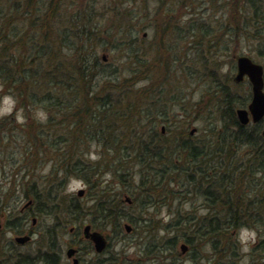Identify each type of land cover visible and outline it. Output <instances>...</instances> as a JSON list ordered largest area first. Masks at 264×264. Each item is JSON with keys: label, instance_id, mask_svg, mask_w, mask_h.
I'll return each instance as SVG.
<instances>
[{"label": "trees", "instance_id": "trees-1", "mask_svg": "<svg viewBox=\"0 0 264 264\" xmlns=\"http://www.w3.org/2000/svg\"><path fill=\"white\" fill-rule=\"evenodd\" d=\"M199 1L205 9L212 8L214 15L215 10H224L223 17L227 18L217 23L213 13L212 17L208 13L206 18L199 15V8L192 11L193 21L187 34L191 35V45L196 48L193 53L197 65L196 71L186 73L189 77L194 75L212 80L211 87H207L204 93L212 99L213 108L218 111L205 133L194 141L183 126L182 129L175 128L176 133L172 135L163 134L158 129L155 119H161L160 122L166 119L167 109L164 107L160 111L161 107H156L161 102L165 103L162 101L165 84L154 94L159 103L153 106L154 111L159 110L156 117L146 113V118L150 120L146 129L137 126L133 135L130 125V133H125L128 122L134 117L131 98L142 92L134 89L136 81L158 77L164 73V65L154 69L149 67L150 63L139 53V50L144 51L139 45H150L146 42L151 39L148 35L134 38V30L129 29V40L124 36L118 37L112 45L115 49H125L126 46L123 58L132 60L129 67L134 71H130L131 76L121 78V82H118L120 79L115 81L114 77H119L121 71L117 74L116 69L103 66L104 62L93 52L99 45L92 42V13L82 18L81 14L63 17L59 14L62 0H0V91L11 94L19 108L25 110L26 122L15 127L22 130L21 135L18 131L15 136L23 138L25 159L45 152L49 159L59 160L58 169H63V175L55 177V187L44 192L46 194L35 180L23 183L24 194L38 203L39 211L53 212L58 219L61 218L59 213L64 212L68 222L78 221L80 225L84 220L99 227L109 224L113 231H117L115 233H119L123 220L135 225L138 221L137 215L133 217L135 214L124 213L125 207H122L118 197L119 194H128L133 201L137 200L135 192L133 196L130 194L131 184L137 186L134 180L137 173L141 187L140 190L135 187L134 191L144 195L138 198L142 200L141 209H151L155 214L163 207L173 212V218L164 225V230L171 231V234L159 236L160 226H152L154 240L150 248L146 246L144 249L147 254H152V258L155 256L153 260L168 256L171 260L169 264H238L240 245L237 234L241 228L248 227L258 232L260 240L255 248L260 254L264 253V134L261 128L255 125L248 127L239 121L237 110L247 103L246 95L232 90V78L226 76L225 82H220L216 72L217 59L213 57L212 60L213 54L204 50L211 51L215 46V55L218 56L221 49H229L226 46L220 48V43L229 45V42L234 43L235 38L242 37L253 40V45H259L257 52L264 55V0ZM42 3L45 6L40 10ZM195 4L196 1L191 6L195 7ZM23 7L28 11L21 14ZM36 10L41 13L36 15ZM162 10L159 7L156 13L160 17L150 18L149 21H146L148 17L143 12V15L132 17H141L142 27L152 26L156 40L161 33H167L166 17L170 18V14L175 16L176 11L170 8L163 18ZM116 13L111 27L120 28L127 21L128 13L123 10ZM128 25L132 27L133 23ZM181 30H186L184 25L180 35L186 39L185 31ZM121 32L124 30L121 29ZM223 36L227 37L224 43ZM81 39L85 40L81 44L84 50L78 47ZM156 43L151 45H161L164 41L157 40ZM175 45L178 43L175 42ZM65 46L70 49L68 53ZM72 51L77 55L71 56ZM187 56L185 58L189 59ZM108 71L111 74L105 75ZM106 90L109 92L102 99L100 95ZM94 102H97L95 107ZM38 110L43 111L44 118L35 115ZM138 114L140 117V111ZM141 114L145 116L143 112ZM16 120L15 113L0 118V130L11 132ZM68 122L72 123V139L96 138L103 142L102 148L115 155L113 162L117 167L112 164L108 170L118 181L120 191L113 198L109 186L101 188L103 193L95 197L97 202L92 216L80 201L68 199L63 189L70 176L97 186V177L103 170L101 159L90 160L86 147L70 145L68 134L52 136L51 129L57 132L60 128L58 124ZM140 122H143L142 118ZM5 134L7 139L13 136ZM244 146L247 147L245 150ZM27 174L22 176L26 178ZM169 174L173 175L170 177ZM175 184L180 186L176 190L172 187ZM174 201L176 206L173 208ZM197 202L199 204L195 206ZM187 205L189 208L183 211ZM35 212L32 211L33 214ZM151 218L149 214L147 224L151 225ZM157 223L160 224L159 221ZM51 229V240L54 241L59 230L55 227ZM181 243L189 249L185 256L178 251ZM53 257H44V264H54ZM107 260L109 263L105 261L103 264H111L112 256ZM24 261L33 264L28 259ZM99 261L102 264V260ZM250 264L256 262L251 261Z\"/></svg>", "mask_w": 264, "mask_h": 264}, {"label": "rangeland", "instance_id": "rangeland-1", "mask_svg": "<svg viewBox=\"0 0 264 264\" xmlns=\"http://www.w3.org/2000/svg\"><path fill=\"white\" fill-rule=\"evenodd\" d=\"M176 1H178V3H176ZM195 1V7L191 6ZM61 3L59 14L63 17H74L81 14L82 18L85 14L92 13L93 18L90 23L94 26L92 42L95 41L99 46L94 50L89 47L88 49L93 50L96 56L104 62L103 66H108V68L110 67L109 69L114 68L113 70L116 69L117 74L121 71L119 77H114L115 81L120 79L118 82H121L123 80L121 78L131 76L132 73L130 71H134L133 68L129 67L132 65V60L123 58L126 52V46H124L125 49H115L114 45H112V41L118 37H125L126 40H129V29L134 30V38L148 35L149 39H151H147L146 42L150 45H139V48L144 49V51L139 50V53L142 55L143 59L150 63L149 67L154 69L155 67L159 68L161 64L164 65V73L160 74L158 77L136 81L134 89L136 91L141 90L142 92H138V95H134L131 98L132 101L130 102L134 105V109L131 111L134 112V117H131L132 119L128 122L129 127L125 132L126 134L130 133V125L133 135L137 131V126H140V129H146V125L150 121L149 118H146V113L153 114L156 117L155 114H157L159 110L154 111L153 106H155V103H159H157V98L154 94L157 92V89L161 90L164 84L166 85V92L164 91L165 98H163L162 101L165 103L161 102L158 106L156 105V107H161L160 111H163L164 107L167 109L165 115L166 119L162 122H160L161 119H155L158 129L162 130L163 134L172 135V133L174 134L175 132V128L181 127L180 129H182L183 126V129L185 128V130H187L186 132L193 141L205 133L206 128L210 125L212 120L217 117L218 111L213 108L215 106L212 104V99L204 93L207 87H211L212 80L208 78L202 79L194 75L189 77L186 73V71H196L197 65L193 53V50L196 48L194 47L195 45H191V35L189 34V36L187 33L190 32L193 21L191 17L192 11L199 8L201 10V14L199 13V15H205L207 18L208 13H211L210 17H212V13L214 12L212 8L205 9L204 4L202 5V2L199 0H62ZM41 5L40 10L45 6L43 3ZM159 7L163 9V18L165 14L167 16L166 11H169L170 8L176 9V11L175 16L170 14V18L166 17L167 33H161L155 40L154 31L151 28L152 26L142 27L140 23H142L143 19H141V17L134 19L132 16H140L144 13L148 17H146V21H149L150 18H159L160 15L156 13ZM32 10L35 12V9L32 8ZM119 10L128 13L126 15L127 21H125L120 28H113L111 26L113 24L112 19L114 17V12L116 13ZM26 11H28L27 8L23 7L21 14H24V12L26 13ZM92 11H94V13ZM223 12L224 10L219 9L215 10L216 15L213 13V17H215L217 23H222L227 18V16L223 17ZM39 13L41 12L36 10V15ZM116 15H118V13H116ZM206 18L204 19L206 20ZM188 20H190L189 23ZM128 23H133L132 27H130ZM183 25L186 28V30H184L186 39L180 35V29ZM252 28H254V26ZM121 29L124 30V32H121ZM184 31L181 30V32ZM226 38L227 37L223 36V43L226 42ZM157 40L158 42L161 41V43L164 41V43L161 45H151L156 43ZM84 42L85 40L81 39L78 43V47L83 50L84 45L81 44H84ZM175 42L178 43V45H175ZM253 42L254 41L251 39L239 37L237 39L235 38L234 43L229 42V45H222L220 43V45H218L220 48L226 46L229 49H221L218 52V56L215 55L217 50L215 46L212 47L211 51L204 50L207 54H213L211 55L212 60L213 57L217 59L216 65H218V71L216 72L217 74L219 73L217 77L220 82H225L226 76L232 78V87L231 85L230 87L242 96L247 95L250 84L247 79L241 81L235 79L237 73V57L240 55H247L264 66V55L257 52L256 48H259V45H253ZM65 47L68 53L70 49H68V46ZM73 55L76 56L77 53L72 51L71 56ZM187 55H189V59L185 58L188 57ZM178 57H180V59L176 61L175 59ZM156 58H160V60L157 61ZM205 64L206 63H204V65ZM141 71H144V69L141 68ZM110 74L109 71L107 73L105 72V75ZM99 85H102V83ZM144 90L145 93L143 92ZM106 92H109V90L104 91L100 95L102 99H104L103 97ZM1 97L0 118L15 113L17 120L12 124L13 130L11 132L0 130V264H27L24 259L32 261L33 264H44L43 258L52 255H54L52 258L54 264H74L73 261L75 257L79 259V264H101L99 260H102L101 262L103 264L105 261L109 263L107 259L111 256V264H169V262H171L168 256L153 260L155 256L152 258V254H147L144 249L146 246L150 248V244L154 240V230L152 226H160L158 228L159 231H161V233L158 234L159 236L172 233L171 231L167 232L164 230V225L173 218V212L163 207L155 214H153V210L151 209L146 208L145 211L141 209L142 200L138 198H142L144 195L134 191L135 187L139 190L141 187L139 186L140 175L137 173L134 178L135 182H137V186L135 184H131L130 186V194L133 196L135 192L137 194L136 197H138L136 198L137 200L133 201L128 194H119V196H117L121 199L119 202L122 204V207H125L124 213H129L131 215L135 214L133 217L137 215L138 221L135 225L133 222L123 220L121 231H118L119 233H115L117 231H113V227L109 224L105 227H99L88 220H84L80 225L78 221L68 222L67 215L64 212L59 213L61 218L58 219L57 215L53 212L39 211L38 203L24 194L23 183L35 180L38 182V185H40L43 193L49 190L51 191L55 187L56 175L59 177L63 175V169H58L59 160L57 162L55 159H49V156L45 152H43L42 155H36L37 157L28 158L27 156L25 159L23 138L20 136L22 130L15 129V127H18L22 122H26L24 119L25 110L19 108L18 103L11 94H6V92L3 91L1 92ZM95 104H97V102H94V107ZM166 105H168V107ZM139 111L140 117L142 115L141 118L143 122H140L141 118L138 114ZM141 112H143L145 116H143ZM35 115L39 118H44L45 116L42 110L36 111ZM57 126L60 127L58 130L59 133L58 131H54L56 130L54 128L50 130L52 131L50 133L53 137L68 134L70 137V145L78 144L79 146L82 145L86 147L87 157L90 160L97 161L99 158L101 159L103 170L97 177L99 179V184L97 186H90L83 179L70 176L66 180L63 189V193L67 195L68 199L75 198L76 201H80L87 211H89L88 214L92 216L94 205L97 202L95 197L103 193L101 188L106 185L109 186L112 191L110 195L113 198H115L114 194L120 191L118 181L114 179L112 172L110 173L108 170L110 168L109 166L112 164L114 168L117 167L113 162V160H115L113 159L115 155H112L105 148H102L103 142L96 140V138H89V140L83 138L78 141L72 139L71 122L58 124ZM194 128L195 131L192 133ZM16 132L20 134L19 137L15 136ZM5 133H11L13 136H9L7 139ZM113 134L118 135L116 132H113ZM246 148L247 147L244 146V150ZM71 152L75 151L71 150ZM242 155L240 154V156ZM44 159H46V162H44ZM25 173H28L25 175L26 178L22 176ZM172 175L173 174H169L170 177ZM172 187L176 190L180 186L175 184ZM81 190H83L82 195L79 193ZM68 199H66V201ZM198 204L197 202L195 206H198ZM128 205L130 206L128 207ZM175 206L176 201L173 202V208ZM188 206L189 205H187L183 211L188 209ZM43 208L45 209V207ZM32 211L36 212L33 214ZM146 212L152 216L151 225L147 224V217L149 214ZM185 214L187 215V212H185ZM26 215L28 216L24 218ZM157 221H159L161 225L158 224ZM127 223L131 225L130 230L126 229ZM87 224H91L92 230L100 231L107 238L108 244L102 252L97 251L95 242L92 238L85 236L84 228ZM51 227H55L59 230V233L53 238L54 241L51 240ZM26 235L29 236L28 239L24 241L17 240V237ZM259 236L260 235L255 229L248 227L241 228L238 231L237 238L240 245V254L237 260L238 264H250L251 261H255L256 264H264V253L260 254L255 248V244L260 240ZM70 247H74L78 250L73 256H68L67 254ZM178 251L180 255L185 256L189 249L187 246V249L184 250L181 243L178 245ZM114 255L118 256V258L116 257L117 259H115Z\"/></svg>", "mask_w": 264, "mask_h": 264}, {"label": "water", "instance_id": "water-1", "mask_svg": "<svg viewBox=\"0 0 264 264\" xmlns=\"http://www.w3.org/2000/svg\"><path fill=\"white\" fill-rule=\"evenodd\" d=\"M245 76H248L249 80L252 83L253 89V98L249 104V108H239L237 110V115L239 121L244 124L249 121V112L251 113L253 120H258L264 115V66L261 63L254 61L251 57L247 55H240L237 58V74L235 79L241 81ZM195 131V128L192 130V133ZM80 195L83 194L81 190ZM126 229L130 230L131 225L126 224ZM85 236L90 237L95 242V247L97 251L102 252L107 244L108 240L100 231L92 230L90 224L86 225L84 228ZM29 236L17 237L18 241H24L28 239ZM183 249L186 250L187 246L182 245ZM77 249L70 247L67 251L68 256H73L76 253ZM79 259L74 258V264H78Z\"/></svg>", "mask_w": 264, "mask_h": 264}, {"label": "flooded vegetation", "instance_id": "flooded-vegetation-1", "mask_svg": "<svg viewBox=\"0 0 264 264\" xmlns=\"http://www.w3.org/2000/svg\"><path fill=\"white\" fill-rule=\"evenodd\" d=\"M245 79L248 80V82L250 84V89H249V91H248V93L246 95L247 103L244 106L240 107V108L248 109L249 108V104H250V102L252 101V98H253V89H252V83L249 80V78L247 76H245L244 79H242V80H245ZM243 125H245V126H254L255 125L258 128H261L262 129V133L264 134V115L261 118H259L258 120L255 121V120H253V117H252L251 113L249 112V121L244 123Z\"/></svg>", "mask_w": 264, "mask_h": 264}]
</instances>
